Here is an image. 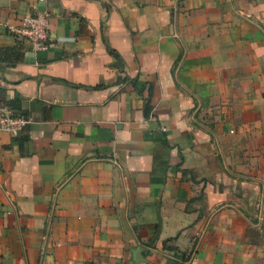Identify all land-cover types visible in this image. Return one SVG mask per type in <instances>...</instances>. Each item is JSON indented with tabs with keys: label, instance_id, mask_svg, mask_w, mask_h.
<instances>
[{
	"label": "crops",
	"instance_id": "crops-1",
	"mask_svg": "<svg viewBox=\"0 0 264 264\" xmlns=\"http://www.w3.org/2000/svg\"><path fill=\"white\" fill-rule=\"evenodd\" d=\"M0 100V264H264V0H0Z\"/></svg>",
	"mask_w": 264,
	"mask_h": 264
},
{
	"label": "built area",
	"instance_id": "built-area-1",
	"mask_svg": "<svg viewBox=\"0 0 264 264\" xmlns=\"http://www.w3.org/2000/svg\"><path fill=\"white\" fill-rule=\"evenodd\" d=\"M40 1V0H38ZM47 20L42 12L24 16L17 25L7 27L11 35L28 40L32 50H45L50 44ZM27 124V119L15 113L9 105L0 100V134H18Z\"/></svg>",
	"mask_w": 264,
	"mask_h": 264
},
{
	"label": "trees",
	"instance_id": "trees-1",
	"mask_svg": "<svg viewBox=\"0 0 264 264\" xmlns=\"http://www.w3.org/2000/svg\"><path fill=\"white\" fill-rule=\"evenodd\" d=\"M132 83L134 84V81H132Z\"/></svg>",
	"mask_w": 264,
	"mask_h": 264
}]
</instances>
